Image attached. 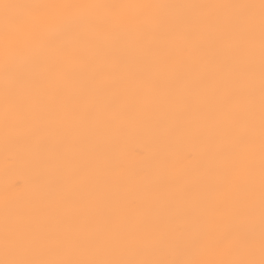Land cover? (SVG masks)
<instances>
[{
	"label": "snow or ice",
	"instance_id": "snow-or-ice-1",
	"mask_svg": "<svg viewBox=\"0 0 264 264\" xmlns=\"http://www.w3.org/2000/svg\"><path fill=\"white\" fill-rule=\"evenodd\" d=\"M0 176V264H264V0H0Z\"/></svg>",
	"mask_w": 264,
	"mask_h": 264
},
{
	"label": "bare ground",
	"instance_id": "bare-ground-1",
	"mask_svg": "<svg viewBox=\"0 0 264 264\" xmlns=\"http://www.w3.org/2000/svg\"><path fill=\"white\" fill-rule=\"evenodd\" d=\"M0 180H2V176H0ZM19 183V182H18Z\"/></svg>",
	"mask_w": 264,
	"mask_h": 264
}]
</instances>
